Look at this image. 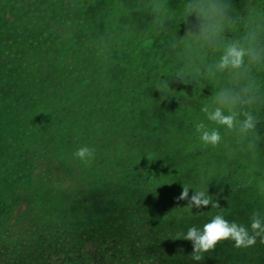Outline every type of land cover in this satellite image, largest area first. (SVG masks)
I'll return each mask as SVG.
<instances>
[{
	"label": "rangeland",
	"instance_id": "1",
	"mask_svg": "<svg viewBox=\"0 0 264 264\" xmlns=\"http://www.w3.org/2000/svg\"><path fill=\"white\" fill-rule=\"evenodd\" d=\"M125 30L135 49L100 40L90 54L75 52L90 65L86 69L79 64L70 74L65 64L53 71L58 87L47 91L34 119L30 104L7 107L8 118L0 110V191L8 186L0 206L10 211L4 231L22 237L47 211L41 202L59 193L70 205L101 202L92 214L107 244L120 246L125 232L135 242L145 239L149 264H264L259 238L239 249L218 242L198 262L191 258L192 243L183 239L189 226L200 227L216 214L246 227L253 212L264 216V143L253 141L252 130L240 131L243 110L207 70L181 71L177 82L162 74L153 79L138 55L135 29ZM216 108L234 115L233 128L208 119ZM213 129L220 143L205 145L200 132ZM82 146L94 150L88 164L72 155ZM184 187L188 196L181 199ZM194 188L206 190L208 206L189 207ZM105 202L110 209H102Z\"/></svg>",
	"mask_w": 264,
	"mask_h": 264
},
{
	"label": "trees",
	"instance_id": "2",
	"mask_svg": "<svg viewBox=\"0 0 264 264\" xmlns=\"http://www.w3.org/2000/svg\"><path fill=\"white\" fill-rule=\"evenodd\" d=\"M125 29H135V41L142 44L138 55L153 79L162 74L177 82L181 71L207 70L243 110L240 122L245 114L253 116L252 139L264 143V0H0L2 117L10 115L7 107L30 104L34 119L47 91L58 87L53 71L66 64L71 74L79 64L90 66L79 62L76 51L90 54L100 40L135 49L128 47L131 35ZM231 46L243 50L241 63L220 68ZM95 73L96 67L88 79ZM261 182L264 194V178ZM7 190L4 186L0 196ZM56 195L41 202L47 211L22 237L4 231L10 211L0 206V264H149L145 239L135 242L125 232L120 246L107 244V233L92 214L101 202L85 208ZM101 206L111 208L107 202ZM89 243L100 244L87 250Z\"/></svg>",
	"mask_w": 264,
	"mask_h": 264
},
{
	"label": "clouds",
	"instance_id": "3",
	"mask_svg": "<svg viewBox=\"0 0 264 264\" xmlns=\"http://www.w3.org/2000/svg\"><path fill=\"white\" fill-rule=\"evenodd\" d=\"M244 52L236 46H231L226 50V54L221 57L220 68L231 65L238 67L241 63ZM208 119L215 121L220 125H225L231 129L234 126V115H225L220 108L208 114ZM255 127V121L252 115L245 114V119L240 122V131L248 133ZM203 128V125H198V131ZM200 140L205 145L215 146L220 143L221 136L215 129L203 130L200 132ZM73 157L83 164H88L94 157V150L82 146L73 152ZM188 187H184L181 194V199L188 196ZM195 194L189 198V207L200 208L208 206L211 203V197L205 189L194 188ZM216 205L213 204L212 207ZM259 238L260 243L264 244V216L258 212H253L250 217V223L246 227L243 223L229 221L221 214L213 215L206 223L198 227L196 225L189 226L183 234V239L192 243L193 252L192 260L200 261L206 253L213 250L218 242L231 241L234 248H248L257 243Z\"/></svg>",
	"mask_w": 264,
	"mask_h": 264
}]
</instances>
